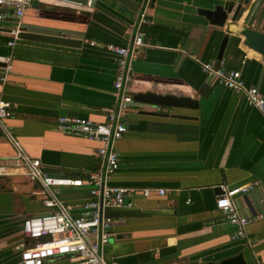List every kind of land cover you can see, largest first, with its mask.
<instances>
[{"label":"crops","instance_id":"obj_1","mask_svg":"<svg viewBox=\"0 0 264 264\" xmlns=\"http://www.w3.org/2000/svg\"><path fill=\"white\" fill-rule=\"evenodd\" d=\"M228 1L152 0L146 7L147 22L141 29L147 45L134 62L133 97H186L196 106H155L134 99L135 108L124 119L127 131L116 143L120 165L108 183L137 191L133 207L109 211L123 221L114 225L103 248L108 261L209 264L243 253L248 264H264V116L201 66L215 62L241 70L246 83L260 89L264 60L239 34L237 26L243 21L236 26L228 18L219 27L201 13ZM143 5L144 0H92L87 5L36 0L19 25L11 18L0 24V48L14 54L8 82L0 85V96L13 109L6 123L24 149L41 160L46 173L84 180L97 170L99 143L61 132L57 121L60 116L107 120L116 102L117 57L106 46L132 43ZM258 18L255 26L264 32V2ZM24 23L74 30L83 46L18 38L9 46L14 38L4 30ZM4 37L11 39L4 42ZM14 153L0 129V160ZM255 180L259 183L253 190L234 197L251 221L248 238L233 239L234 225L216 207L220 186L236 188ZM144 188L166 193L146 197ZM57 192L76 215L90 199L86 184L60 186ZM42 198L41 186L23 170L0 176V264L17 263L19 246L33 243L23 235L22 223L49 212ZM45 264L70 261L64 256Z\"/></svg>","mask_w":264,"mask_h":264},{"label":"built area","instance_id":"obj_2","mask_svg":"<svg viewBox=\"0 0 264 264\" xmlns=\"http://www.w3.org/2000/svg\"><path fill=\"white\" fill-rule=\"evenodd\" d=\"M36 0H0V22L14 19L19 25L25 10ZM152 0H144L139 13V23L135 26V35L128 46L108 44L106 49L117 57V73L114 81L116 102L107 113L105 122H94L90 119L60 116L57 128L63 133L84 136L99 143L98 168L88 178L82 180L64 175H51L44 171L39 158L31 156L14 134L6 120L13 114L11 103L0 96V129L15 149L13 156L0 160V176L11 175L23 170L28 179L41 186L43 205L49 212L42 216H29L23 220L22 231L26 239L33 243H22L20 260L15 264H45L56 257H67L70 264H118L108 261L103 248L113 236L112 228L123 221L109 213L110 210L133 207L132 200L135 188L113 186L108 180L119 168L120 157L116 143L127 131L125 117L135 108L131 93L134 62L139 57L140 48L147 45L145 32L141 29L147 22L146 7ZM1 26V25H0ZM20 27L12 28L14 39L8 45L14 47ZM13 52L0 53V85L8 82L12 71ZM203 71L213 76L217 82L245 96L247 102L257 108L264 116V94L259 87L248 85L241 70H228L215 62H201ZM258 181L243 186L229 188L220 186L216 200L217 209L223 213L235 227L233 239H247L246 228L250 219L244 216L234 202L236 195L246 194L253 190ZM89 186L90 199L85 202L81 214H74L57 192L60 186ZM146 197L154 192L164 195L162 188H144Z\"/></svg>","mask_w":264,"mask_h":264},{"label":"water","instance_id":"obj_3","mask_svg":"<svg viewBox=\"0 0 264 264\" xmlns=\"http://www.w3.org/2000/svg\"><path fill=\"white\" fill-rule=\"evenodd\" d=\"M82 5H87L89 2L92 4V0H67ZM264 0H232L219 4L214 9H202L201 13L214 25L222 27L225 25L228 18L236 26L242 20V24L237 26L238 32L244 37L245 44L262 54L264 60V32L255 26V22L258 21L259 11ZM245 12L247 13L246 16ZM244 17V18H243ZM243 18V19H242ZM11 23V22H10ZM0 24H2L0 22ZM17 25V23H15ZM4 31L11 33L12 28L5 29ZM136 32V30H135ZM135 35V33H134ZM18 39L35 41L41 43H47L57 46H66L72 48H81L83 46V38L80 37L78 32L74 30L49 28L40 25L21 24L19 32L17 34ZM229 40V37H225L219 51L218 57L221 58L225 50V46ZM260 91H264V71L263 81L260 85ZM135 100L148 102L153 105L171 106V107H185L196 106V102L189 98L163 96L154 93L139 94L134 97ZM162 113L160 110L157 114ZM164 115H169L165 113ZM176 116V115H175ZM50 171H54L50 168ZM59 172L58 170H56ZM55 172V171H54ZM59 176V175H58ZM115 186V185H113ZM209 264H248L245 260L243 253L236 256L226 258L220 262H210Z\"/></svg>","mask_w":264,"mask_h":264},{"label":"trees","instance_id":"obj_4","mask_svg":"<svg viewBox=\"0 0 264 264\" xmlns=\"http://www.w3.org/2000/svg\"><path fill=\"white\" fill-rule=\"evenodd\" d=\"M11 38H9V37H4L3 38V40H4V42L5 41H8V40H10ZM8 52V49L7 48H5V47H1L0 48V53H3V54H6Z\"/></svg>","mask_w":264,"mask_h":264}]
</instances>
